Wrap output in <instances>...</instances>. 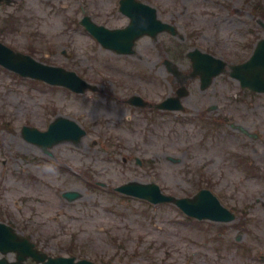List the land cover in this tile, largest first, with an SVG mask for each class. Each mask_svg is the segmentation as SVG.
<instances>
[{"label":"rangeland","instance_id":"rangeland-1","mask_svg":"<svg viewBox=\"0 0 264 264\" xmlns=\"http://www.w3.org/2000/svg\"><path fill=\"white\" fill-rule=\"evenodd\" d=\"M153 1L163 10L175 7L189 26L190 0ZM94 3L100 6L96 20L113 25L111 0H6L0 6V41L37 60L73 70L112 96L128 97L136 90L158 98L162 91L170 92V84L162 86L152 64L115 57L73 23L81 19L84 6H90L92 15ZM186 33L187 41L179 43L181 52L195 44L206 47L207 41L232 42L224 33L192 35L189 29ZM150 44L148 39L143 43L147 58H156ZM141 69L147 78H139ZM59 116L87 130L79 146L61 143L47 155L24 140L23 126L46 130ZM128 116L127 107L102 94L76 95L0 67V221L52 256L73 255L97 264H264L261 211L254 210L251 219L255 216L257 221L251 220L241 231L238 222L192 221L174 205L155 206L112 192L127 182H156L164 193L178 197L212 187L228 205L237 206L239 201L235 169L223 170L221 160L212 156L217 162L210 168L212 179L207 177L205 167L212 158L208 152L220 148L204 143V130L173 119L168 122L166 116L150 122L140 113L130 124ZM228 140L230 144L231 137ZM48 160L58 162L61 169ZM95 184L106 186L95 189ZM248 188L255 200L258 194ZM66 191L81 197L68 202L62 196ZM241 236L242 243L236 242ZM240 245L249 252L241 251Z\"/></svg>","mask_w":264,"mask_h":264},{"label":"flooded vegetation","instance_id":"flooded-vegetation-1","mask_svg":"<svg viewBox=\"0 0 264 264\" xmlns=\"http://www.w3.org/2000/svg\"><path fill=\"white\" fill-rule=\"evenodd\" d=\"M119 1L111 0V8L115 14H119ZM191 10L188 12L189 26L183 21L184 16L177 11L159 9L160 18L166 23L173 25L178 32L187 35V29L191 34H206L211 32L212 35L224 33L230 35V40L235 35L255 38L252 43V50H255L259 36L264 34V25L261 24L259 16V0H190ZM94 12L100 11L99 4L94 3ZM90 6L82 9L83 17L89 15ZM92 19H96V14L89 15ZM114 20V29L123 27L127 24L125 17H118L112 14ZM120 24V25H118ZM180 34L173 36L169 33L162 34L160 50L156 58H147L149 52L144 47L145 40H139L135 45V53L133 61L146 62L158 67L157 72L161 76L171 78V92L162 91L161 96L154 98L150 96L149 100L145 95L148 109L154 111L161 102L167 99H177L179 94L184 95L180 99L184 106L183 112H190L194 115L193 119L186 123L187 127L199 126L206 127L211 131L210 143L219 146V151L209 150L210 157L215 156L223 163L222 168L235 169L239 176L238 186V205L236 206L239 213V223L246 225L251 220L256 222V217L252 213L254 210L261 211L264 218V104L259 101L249 102L252 96L264 97V93L252 92L242 88L238 84V89L229 80V74L224 73L215 78L208 90L201 89V81L199 78H188L192 72V61L188 58V52L185 57L180 53L179 41ZM185 40V37H183ZM148 39V38H147ZM166 40V41H165ZM216 41L215 37L213 39ZM226 43L216 42V48H220L222 52L227 53L229 47L234 48L235 41ZM154 42H158L154 41ZM250 46H248V49ZM157 53V48H155ZM165 50V51H164ZM116 56L126 59V55ZM229 56V53L227 54ZM223 58V57H222ZM126 61V60H125ZM245 60H236L231 62L241 64ZM229 63V62H227ZM178 69L176 75L172 70ZM196 90H192L191 86H195ZM185 87L187 90L179 93V90ZM191 89V90H190ZM177 111H164L165 114H172ZM198 119V122L195 120ZM228 137L232 141L229 144ZM221 139V140H220ZM211 158V162L207 163L205 169L209 174H213L210 169L216 164V158ZM211 177V176H210ZM252 188L258 196L253 200L249 196V188ZM225 199V197H223Z\"/></svg>","mask_w":264,"mask_h":264},{"label":"water","instance_id":"water-1","mask_svg":"<svg viewBox=\"0 0 264 264\" xmlns=\"http://www.w3.org/2000/svg\"><path fill=\"white\" fill-rule=\"evenodd\" d=\"M152 18H155L154 14L152 15ZM90 27L91 28H89V30L97 37L101 38L102 44L105 47H113L114 44H116V40H114V32L108 31L102 27ZM146 31L148 33L154 32L151 27L147 28ZM260 49L264 51V41H262ZM0 64L7 66L8 68L22 74L23 76L41 79L51 84L70 87L77 92H83L87 88H91L94 90L96 89L95 87H92L82 81L79 77H77L75 73L67 72L61 68L45 66L36 62L29 56H24L22 54L13 52L2 44H0ZM253 65L254 59L253 63L252 61H250L246 65V67ZM25 133L26 136L29 137V129L26 128ZM80 133L78 135H80ZM41 137L43 140H45L44 144L48 146L50 144L48 140L51 138L64 139L70 138L71 136L61 125H57L53 127L52 131H49L45 134H41ZM119 190L140 198L148 199L153 203H158L162 201H175V203L180 206L187 214L195 216L199 219L209 218L217 221H231L234 218L232 214H230L226 209L222 208L217 199L208 191L200 192L195 197V199L174 200L172 197L163 196L160 192V189L153 184L138 185L131 183L127 186L121 187ZM67 196L71 199L77 197L76 194L72 193L67 194ZM5 230H7V228H5ZM11 236L17 241L13 242L12 240L7 239L4 242L0 241V248L2 249L1 246L6 242L15 248H9L4 252L10 251L12 249H17L18 238L14 235ZM19 246L21 250L27 247L28 251L25 255H19V261L17 263H9L6 259H0V264H24L23 262L28 256H33L34 260L37 263L43 264H93L88 261H80L78 263H75L74 259L47 258L45 255L38 254L37 251L31 250L32 245L27 244L26 241H21L19 243Z\"/></svg>","mask_w":264,"mask_h":264}]
</instances>
